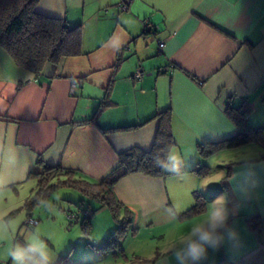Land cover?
I'll return each instance as SVG.
<instances>
[{
	"label": "crops",
	"instance_id": "0c3cea01",
	"mask_svg": "<svg viewBox=\"0 0 264 264\" xmlns=\"http://www.w3.org/2000/svg\"><path fill=\"white\" fill-rule=\"evenodd\" d=\"M121 5L127 10L120 12ZM36 12L80 27L82 55L48 63L36 75L0 47V262L264 264V146L240 147L253 153L222 163L215 181L193 172L198 143L239 132L228 106L246 104L248 124L264 127V0H39ZM137 71L145 74L140 80L132 79ZM76 79L81 83L72 95ZM103 100L107 106L99 110ZM166 110L175 141L166 176L135 173L114 186L116 199L132 212L123 254L96 250L116 228L106 207L90 217L88 234L81 226L73 233L71 224L64 230L55 217L60 213L41 223L35 208L26 209L42 172L38 161L95 183L117 166L119 153L151 148L153 117ZM228 150L213 155L234 149ZM195 192L205 210L180 218ZM28 216L37 225H26ZM251 219L258 229L248 226ZM153 244L157 251L144 256ZM194 247L203 249L199 260Z\"/></svg>",
	"mask_w": 264,
	"mask_h": 264
},
{
	"label": "trees",
	"instance_id": "16d2710c",
	"mask_svg": "<svg viewBox=\"0 0 264 264\" xmlns=\"http://www.w3.org/2000/svg\"><path fill=\"white\" fill-rule=\"evenodd\" d=\"M38 2L39 0H0V47L17 66L36 75L40 74L48 63L57 64L63 57L82 55L80 27L69 28L61 19L39 14L36 12ZM106 106V101L103 100L99 110ZM250 112L251 108L244 103L239 107L228 106L226 115L239 132L220 142L198 143L196 146L198 155L206 158L221 150L236 149L250 143L264 146V127L252 128L248 124L247 118ZM153 119L157 120V129L151 148L144 151L134 147L119 153L117 166L95 183L76 177L72 171L62 172L59 167L48 166L38 161L42 172L37 174L39 176L37 191L26 203V209L30 211L44 203L55 189H76L84 196L98 202L95 210L90 207L83 208L89 212V215L82 217L81 220L83 233L88 234L90 217L98 209L106 207L114 216L116 228L96 250L99 253L112 252L114 256L123 254L121 243L126 227L131 222L132 212L116 199L114 186L126 176L135 173L153 178L166 176V163L175 146L170 110L155 115ZM140 126L119 127L104 132L131 131ZM193 172L201 177L210 174L208 167H205L204 171L195 168ZM227 176L228 174L226 178ZM193 196L194 205L179 215L180 218L190 219L205 210L206 202L203 195L195 192ZM247 224L250 228L258 229V224L253 219L248 220ZM25 247L30 250L28 245L25 244ZM61 264H69L68 257L63 258Z\"/></svg>",
	"mask_w": 264,
	"mask_h": 264
},
{
	"label": "rangeland",
	"instance_id": "374dc122",
	"mask_svg": "<svg viewBox=\"0 0 264 264\" xmlns=\"http://www.w3.org/2000/svg\"><path fill=\"white\" fill-rule=\"evenodd\" d=\"M252 151L253 150H251L250 148H238L237 150L236 149L230 150V152H225L221 155H211L206 158L200 157L199 163L195 166L196 168L202 171H204L206 166L210 167L211 169L209 170H211V173H210L211 178L209 179V181L210 180L215 181L216 180L215 177L220 173L221 170H223L222 163H224L225 161L229 162V160L232 162L239 161L245 158L247 155L249 156V154H252L253 153ZM207 160H208L207 165H205V161ZM208 200L211 201V198H208ZM97 206H98V202L96 200L91 199L87 196H84L76 189L59 188V189L53 190L44 203L39 204L38 206L35 207L34 215L36 216V218H39L41 223H47V222L50 223V220H52L51 219L52 216H55V213H60V214H56L57 216H55L57 217V222L66 224L67 228H65L66 226H64V230L66 231L70 229V224H71L73 228V233H74V229H78V232H81L80 225H81L82 215L80 214V210L78 208L90 207L92 210H95ZM68 212H74L76 214H79V217H78L79 222L71 221V223H68L69 221L66 216L67 214H65ZM105 215H108L107 217H109V219H111L112 222L114 221L113 219L114 216L110 211L105 212ZM59 217H61V219H58ZM119 218L121 219L122 215ZM93 233L94 235L87 238L89 242H90L89 239L94 238L95 234L98 233V229H95ZM81 237L82 236H80V239L85 241L84 238L83 237L81 238ZM128 239H131V238H128ZM145 239H146V236H144L143 234V236H140L139 238L135 240L133 247L135 249L136 248L140 249L139 246L142 245ZM156 251H157V247L155 244H153L151 246V250L147 252L148 255L144 254V256L147 257L149 256V254H152ZM91 261H92L91 264L96 263L94 262L95 259Z\"/></svg>",
	"mask_w": 264,
	"mask_h": 264
},
{
	"label": "built area",
	"instance_id": "2783aa9c",
	"mask_svg": "<svg viewBox=\"0 0 264 264\" xmlns=\"http://www.w3.org/2000/svg\"><path fill=\"white\" fill-rule=\"evenodd\" d=\"M118 10L120 12H124V11L127 10V6L126 5H121V6L118 7ZM163 47H164V43L161 42V41L158 42V52H161V50L163 49ZM168 70H169L168 68L161 69L162 72H166ZM144 75H145L144 72L137 71L136 73L133 74L132 79H134V80H140V79L143 78ZM80 83H81L80 79H76V80H74L71 83V85H70V93L72 95L75 93V91H76L77 87L80 85ZM80 214L82 215V217H87L89 215V212L87 210H85V209L82 208L80 210ZM66 216H67V219L69 221H74V220L78 219L79 214H76V213H68ZM25 223L28 226H35V225H37L38 222L32 216H28L27 219H26V221H25ZM0 264H4V263H1L0 262Z\"/></svg>",
	"mask_w": 264,
	"mask_h": 264
},
{
	"label": "clouds",
	"instance_id": "9594fccd",
	"mask_svg": "<svg viewBox=\"0 0 264 264\" xmlns=\"http://www.w3.org/2000/svg\"><path fill=\"white\" fill-rule=\"evenodd\" d=\"M205 238H207V236H205ZM202 251H203V249H201V248H195V247H194V248L192 249V256H193V259L199 260Z\"/></svg>",
	"mask_w": 264,
	"mask_h": 264
}]
</instances>
